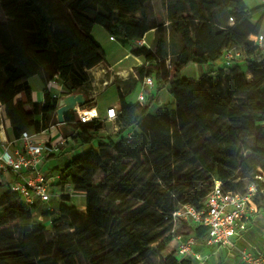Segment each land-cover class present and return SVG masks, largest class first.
Masks as SVG:
<instances>
[{
    "label": "trees",
    "instance_id": "16d2710c",
    "mask_svg": "<svg viewBox=\"0 0 264 264\" xmlns=\"http://www.w3.org/2000/svg\"><path fill=\"white\" fill-rule=\"evenodd\" d=\"M151 1L78 0L71 18L62 21L41 0H0L6 17L0 22V104L13 138L50 127L57 100L45 88L44 103L35 102L29 86L40 70L47 83L57 77L73 94L87 84V71L105 61L95 26L123 44L152 31L158 36L155 48L132 53L144 60L139 76L152 78L155 92L136 104L120 95L118 131L112 135L99 134L98 120L78 124L73 140L84 152L55 169L62 184L85 193V211L65 195L52 221V202L30 207L5 184L0 264H193L178 256L175 211L201 210L215 180L240 195L257 184L254 202L264 208V184L256 180L264 177V49L250 41L261 31L264 8L250 11L244 0H162L165 22L159 24L148 12ZM166 26L183 44L168 68ZM232 48L242 57L227 65ZM193 65L205 68L197 79L184 75ZM165 90L175 108L153 113ZM65 122L74 123V115ZM39 208L53 225L51 240L47 226L35 220ZM60 217L70 219L73 232L62 234ZM206 235L195 224L192 235L181 237L203 241Z\"/></svg>",
    "mask_w": 264,
    "mask_h": 264
},
{
    "label": "built area",
    "instance_id": "2783aa9c",
    "mask_svg": "<svg viewBox=\"0 0 264 264\" xmlns=\"http://www.w3.org/2000/svg\"><path fill=\"white\" fill-rule=\"evenodd\" d=\"M260 1L264 8V0ZM110 39L115 41L114 38ZM250 41L259 48L264 49V17L260 33L251 37ZM137 43L140 47L145 46L151 49L146 38L137 41ZM241 57L242 51L232 48L225 54V61L229 65L235 58ZM145 89H154L152 78L147 77L142 81L137 103L146 102L148 93L144 94ZM46 90L53 99L57 100V109L60 100L68 95L66 86L61 84L57 77L47 83ZM119 110L116 107H111L107 109L106 116L102 118L97 114L95 116L82 114L80 108L77 107L78 124H87L93 120H98L102 124L113 123L117 125ZM59 126L62 125L57 122L56 125L39 134L25 131L19 138H12L2 144L0 179L5 180V184L9 186L10 190L21 197L24 203L30 207L41 205L50 207L51 202L55 199L67 195L66 190L61 188V174L58 171L45 170L47 161L60 154L61 146H65L69 142V139L64 138L57 130ZM117 131L118 127L116 126L114 132ZM131 137L132 133L129 134V138ZM256 180L264 184V177L258 176ZM258 193L257 184L252 185L246 195H240L225 191L222 183L215 180L201 210H197L192 206H183L175 211L172 215L175 221H179L180 218L184 217L207 229V235L203 241L193 236L178 237V256L182 259H191L202 263L206 257L198 252V248L206 245L218 249H236L243 264H264L263 254L256 255L243 249H237L233 243L238 233L245 230L251 206L255 203L254 198Z\"/></svg>",
    "mask_w": 264,
    "mask_h": 264
},
{
    "label": "rangeland",
    "instance_id": "374dc122",
    "mask_svg": "<svg viewBox=\"0 0 264 264\" xmlns=\"http://www.w3.org/2000/svg\"><path fill=\"white\" fill-rule=\"evenodd\" d=\"M77 1L78 0H69L66 3H63L60 0H41L43 8L50 14V16L60 18L62 21L71 18L73 6ZM244 1L250 11H256L258 8L262 7V3L260 2V0H244ZM261 10L263 12L264 9ZM148 12L154 19L158 21L159 24L165 22V10L162 0H152L148 5ZM262 12L255 15V22L253 23H257V21L262 15ZM3 19H6V17L2 12V9L0 8V22L4 21ZM94 28L95 29H93L94 31L93 35L100 43V45L102 46L105 52V61H107V57H108V61L110 62L114 61L113 64H116V67L114 69H108L106 72L104 71L105 76H107V74L110 73L115 77V79L113 86L106 88V90L102 93V99L105 101V103L114 104L116 103L120 95L122 96L124 95L125 97L124 96L123 97L127 99L126 101L127 104H132L133 95L136 93L138 89H140L141 91L142 81L139 76V68L142 67L143 64H145L142 58H136L132 54L133 50L136 49V47H140V46L137 42H132L130 44L118 43V41L111 40L110 36L104 31V29L101 26H95ZM166 28L168 29L166 33V39L169 43V54H170V58L167 61V68H168L170 64V60L171 62H173L176 59V55L180 53L181 50L183 49V44L177 35L172 34L168 26H166ZM98 29H103V32H99ZM146 41L148 45L155 48L156 42L158 41V36L156 32L155 31L150 32L147 35ZM1 52L2 49L0 46V53ZM219 64H222V62H220ZM204 72H205V68H201L199 66L193 65L184 70V75L188 78L197 79ZM86 74L88 76V82L84 87H82L79 93H83L87 97V101L89 102V96L91 94L90 90H95V88L90 83V78L92 76L88 75V73ZM247 77L248 79H251V76L248 75ZM101 82L102 81H100V83ZM32 85L34 90H38V89L42 90L44 86L42 72L38 73L37 76L33 79ZM102 88L103 86H96V89L98 91ZM152 91L155 92V89L154 90L145 89L144 94L146 93L151 94ZM157 96L158 95H155L156 98ZM160 99L162 101V105L159 108L154 109L153 113H157L160 110H167V109L173 110L175 108V102L168 90H165L160 94ZM86 106H88V103L84 107L80 108L81 111L86 110ZM99 116L104 117V110L100 111ZM4 117L7 118L5 113L0 112V123L2 124V126H3V122L5 121ZM74 117H75L74 123L64 124L62 126L57 127L61 135L64 138L69 139V142L65 144V146H61L60 148L61 153L55 155L54 158L51 159L48 162V164H46L45 167L46 171L53 169L59 170L62 167L66 166L73 157L72 153L77 152V150L81 148L73 140V137L79 132L80 129V126H78V115L74 114ZM49 124L50 127L57 124V118L55 112L50 115ZM116 126L118 127V125L115 124H113L112 126V124L110 123H103V124L101 123L99 126L100 127L99 134L104 136L112 135L115 133L114 130L116 129ZM58 172L60 173V171ZM243 181L247 182L248 179H243ZM0 183H2L3 185V187L0 189V208H1L2 203L4 201L3 200L4 195L8 191V188L5 185V180L0 179ZM61 188L66 190L67 195L71 199V203H70L71 205H75L79 209H82V211H85V206H86L85 193L76 191V188L73 185H71L69 182L62 184ZM60 202H61L60 199H55V201L52 202V208L55 210V215L50 218L52 221H54V219L59 217ZM50 219L45 218V216L40 212V208L37 209L35 213V220L37 222H42L47 226L46 235L48 240H51V235L53 230V225L52 226L50 225ZM56 226L63 230L62 234H68L73 232V230L70 228L71 221L68 217H60V220L56 224ZM194 229H195V223L190 219H185L184 217H182L178 221L176 235L179 236L192 235Z\"/></svg>",
    "mask_w": 264,
    "mask_h": 264
},
{
    "label": "crops",
    "instance_id": "0c3cea01",
    "mask_svg": "<svg viewBox=\"0 0 264 264\" xmlns=\"http://www.w3.org/2000/svg\"><path fill=\"white\" fill-rule=\"evenodd\" d=\"M98 30L99 32H103V29H98ZM146 39H147V36H146ZM113 63L114 61L113 62L108 61V57H107V61L87 71L88 75L92 76L90 78V83L95 88V90H90L91 94L89 96V102H88V106H86V110L95 109L97 112L96 113L97 115H99L101 110H104V117L106 116L107 109L111 107H116L117 109L120 108V96L117 99L116 103L114 104L105 103V101L102 99V93L106 90V88L113 86L114 84L115 77L113 75H111L110 73L107 74V76L104 75V71L106 72L108 69H114L116 67V64H113ZM40 72H42V78L44 81V86L42 90L33 89L32 81L37 75L29 80V86L32 90L33 100L35 102L44 103L45 101L44 91H45L47 82L45 79L44 71L40 70L38 73ZM100 81L102 82L100 83ZM96 86H103V88L98 91L96 89ZM140 92H141L140 89H138L136 93L133 95L132 104L137 103V99H138V96L140 95ZM125 101H127V99H125ZM0 106H1L0 108L1 113H5L4 107L1 104ZM26 110L29 111L30 107L27 106ZM110 124H112L113 126V123H110ZM3 127H4V131L6 135V140H3L2 137L0 136V151L3 150L2 144L13 138L12 133H11V124L7 118H5V121L3 122ZM101 136H104V135H101ZM83 152H84V148L81 147L77 150V152L72 153V156H76L77 154L78 155L82 154ZM53 158L54 157H52L51 159ZM51 159H49L46 164H48V162ZM53 170H49V171L53 172ZM55 171H58V170H55ZM233 243L237 249H243V250H246L247 252H250L256 255L257 254L264 255V208L263 209L258 208V206L255 203L251 206V212L249 213V218L247 221L246 228L244 231L238 233V235L233 240ZM198 252L202 256H205L206 259L202 263H198L196 261L191 260L193 264H243L241 262V259L236 249H232V248H219L218 249V248L207 247L206 245H202L198 248Z\"/></svg>",
    "mask_w": 264,
    "mask_h": 264
},
{
    "label": "water",
    "instance_id": "95a60500",
    "mask_svg": "<svg viewBox=\"0 0 264 264\" xmlns=\"http://www.w3.org/2000/svg\"><path fill=\"white\" fill-rule=\"evenodd\" d=\"M69 91L72 87H67ZM87 104V97L83 93H73L63 97L56 110L57 122L60 125L66 124L65 117L68 115H74L77 113V107L82 108Z\"/></svg>",
    "mask_w": 264,
    "mask_h": 264
},
{
    "label": "bare ground",
    "instance_id": "6f19581e",
    "mask_svg": "<svg viewBox=\"0 0 264 264\" xmlns=\"http://www.w3.org/2000/svg\"><path fill=\"white\" fill-rule=\"evenodd\" d=\"M80 112H82V114L85 113L87 116H95V114H96V110L95 109L84 110V111H81V109H80ZM0 136L2 137L3 140H6V135H5L4 127L2 126L1 123H0Z\"/></svg>",
    "mask_w": 264,
    "mask_h": 264
}]
</instances>
